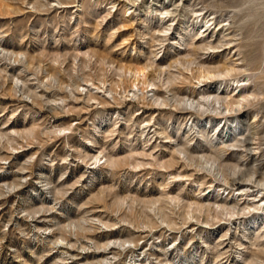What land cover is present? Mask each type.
Segmentation results:
<instances>
[{"label":"rangeland","instance_id":"374dc122","mask_svg":"<svg viewBox=\"0 0 264 264\" xmlns=\"http://www.w3.org/2000/svg\"><path fill=\"white\" fill-rule=\"evenodd\" d=\"M0 264H264V0H0Z\"/></svg>","mask_w":264,"mask_h":264},{"label":"bare ground","instance_id":"6f19581e","mask_svg":"<svg viewBox=\"0 0 264 264\" xmlns=\"http://www.w3.org/2000/svg\"><path fill=\"white\" fill-rule=\"evenodd\" d=\"M204 32H207V29H205L204 30ZM211 43V42H210ZM204 47V46H203ZM210 47H213L212 45H210ZM227 48V47H226ZM191 61V60H190ZM180 62V61H179ZM200 66H202V65H200ZM216 66V65H215ZM235 66H237V65H235V63L232 65V66H225L224 68H218V69H214V70H206V73L204 74V75H202V77H207V78H214V76H221L224 72H225V74L226 75H228L230 72H232V71H234V67ZM207 67V66H206ZM205 67V68H206ZM216 67H219V66H216ZM203 68V67H202ZM213 68V67H212ZM158 71H159V73L161 74V73H164V72H166L165 70H164V68H161V67H159L158 68ZM134 73H144V68H137V69H135L134 70ZM166 73H168L169 74V70L166 72ZM213 76V77H212ZM206 85V84H205ZM205 87V86H204ZM205 90V91H204ZM203 90V92L204 93H206L207 95H206V97H210L211 95L213 96V90H210L209 88L207 89V88H205ZM240 91V90H239ZM215 92V91H214ZM217 94H215L214 95V98H215V100H220L222 97H221V95L224 93V89H222V90H217V92H216ZM245 98V97H244ZM158 99V98H157ZM156 99V100H157ZM233 102V100L232 101H228L226 104L227 105H229L230 103H232ZM162 104H165V105H167V104H169L166 100L165 101H162L161 102V105ZM185 104L186 105H190V107L192 108H196V106L198 105H201V102L200 101H198L197 102V105L195 106L194 104H195V101L193 100V99H191V98H187V100L185 101ZM228 107V106H227ZM236 172V171H235Z\"/></svg>","mask_w":264,"mask_h":264}]
</instances>
